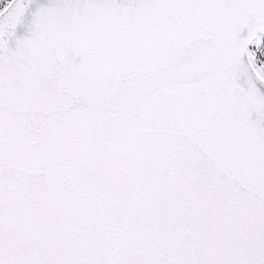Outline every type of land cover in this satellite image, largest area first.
<instances>
[{"label": "snow or ice", "instance_id": "obj_1", "mask_svg": "<svg viewBox=\"0 0 264 264\" xmlns=\"http://www.w3.org/2000/svg\"><path fill=\"white\" fill-rule=\"evenodd\" d=\"M0 264H264V0H0Z\"/></svg>", "mask_w": 264, "mask_h": 264}]
</instances>
